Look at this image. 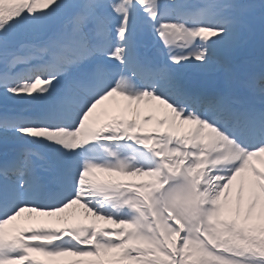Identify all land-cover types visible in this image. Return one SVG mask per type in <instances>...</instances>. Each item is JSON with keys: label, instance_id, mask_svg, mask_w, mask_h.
Segmentation results:
<instances>
[{"label": "snow or ice", "instance_id": "snow-or-ice-1", "mask_svg": "<svg viewBox=\"0 0 264 264\" xmlns=\"http://www.w3.org/2000/svg\"><path fill=\"white\" fill-rule=\"evenodd\" d=\"M0 101V264H264V0H0ZM76 204L107 226L40 219Z\"/></svg>", "mask_w": 264, "mask_h": 264}, {"label": "bare ground", "instance_id": "bare-ground-1", "mask_svg": "<svg viewBox=\"0 0 264 264\" xmlns=\"http://www.w3.org/2000/svg\"><path fill=\"white\" fill-rule=\"evenodd\" d=\"M117 98L118 99H113V100H110V101L106 102V104L104 106H101V108H99L97 110L96 120H95L94 126H100L103 123H108V121L109 122L111 121L110 119L112 117L117 116V115H120L121 119H126V120H131L133 118H137V117H135V114H134V111H133V109H135L136 106L133 105L132 109H128V108L125 107L127 102L123 101L122 98H120V97H117ZM116 104L120 105V109L119 110L115 109V105ZM153 104H155V102H153ZM105 108L108 109L107 114L104 113V109ZM167 112H168V110L164 109L162 106H160V110L159 111L149 112V111L145 110V106L144 105H141V111H140V115H139L138 119H139V121L142 124L144 117L150 115V116H152L151 122L148 123V124H142V127L144 128V131L145 132H153V131L165 132V131L168 130V125H164L163 127H159L157 125L156 121L159 120V119H163L164 116H165V113H167ZM169 116H170V113H169ZM90 123H91V121H90ZM189 127L190 126H188V125H184V126L180 127L178 129V131L181 134H183L184 132L187 131V129ZM94 175L92 174V178L93 179L98 176V175H95V177H94ZM139 178H142V176H140ZM102 181H105V179H102ZM237 183H239V182L238 181L234 182V184H237ZM245 185H246V183H245ZM69 212H70V214L65 216V218L67 220H69V219H72V220L85 219L84 212H82V211H73V209H70ZM29 215H33L34 216L35 214H29V213L26 212V213L22 214V217L18 218L17 221H14L10 225L13 226L14 228L20 227V225L25 224V223L30 224V225H35L33 223V221H30V220L27 219V217ZM40 219L44 220V221H47L48 223H52V224H55V223L59 222V220H57V217H41Z\"/></svg>", "mask_w": 264, "mask_h": 264}, {"label": "rangeland", "instance_id": "rangeland-1", "mask_svg": "<svg viewBox=\"0 0 264 264\" xmlns=\"http://www.w3.org/2000/svg\"><path fill=\"white\" fill-rule=\"evenodd\" d=\"M39 8H46V7H48V5L47 4H45V3H42V4H40L39 6H38ZM237 191H236V188L233 186V188H232V192H231V195H230V197H229V201H228V204L226 205V207H228V208H231V206H234L235 207V201H236V196H237ZM244 200H245V202L247 201V197H248V195H247V192L245 191L244 192ZM229 214V213H228ZM243 215V214H242ZM242 215H241V219H242ZM227 216H225V218H226ZM90 219V222H92V221H96L95 220V218L94 217H90L89 218ZM98 226H100V224H98ZM54 259V258H53ZM93 259H95V258H92V257H86V258H83L82 260H84V261H88V260H93ZM48 261H50V260H48ZM55 260H53V262L52 261H50V263L51 264H55Z\"/></svg>", "mask_w": 264, "mask_h": 264}]
</instances>
